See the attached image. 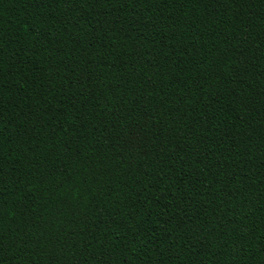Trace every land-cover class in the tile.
Here are the masks:
<instances>
[{
    "label": "trees",
    "instance_id": "16d2710c",
    "mask_svg": "<svg viewBox=\"0 0 264 264\" xmlns=\"http://www.w3.org/2000/svg\"><path fill=\"white\" fill-rule=\"evenodd\" d=\"M0 264H264V0H0Z\"/></svg>",
    "mask_w": 264,
    "mask_h": 264
}]
</instances>
